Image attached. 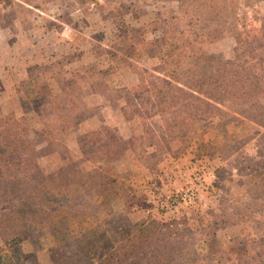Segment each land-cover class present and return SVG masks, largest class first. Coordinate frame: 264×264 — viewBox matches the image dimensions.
Returning <instances> with one entry per match:
<instances>
[{"label":"rangeland","instance_id":"1","mask_svg":"<svg viewBox=\"0 0 264 264\" xmlns=\"http://www.w3.org/2000/svg\"><path fill=\"white\" fill-rule=\"evenodd\" d=\"M220 1L201 12L179 0L3 1L0 115L25 117L50 180L100 181L137 240L153 222L171 239L201 253L207 243L224 251L225 264H242L264 239V126L255 120L264 94L255 110L231 104L213 73L240 53L262 71L264 90V0ZM142 70L210 95L231 116L168 138L167 115L134 98ZM28 91L60 108L75 103V125L44 135ZM114 139L123 149L106 163ZM14 205L0 200V212ZM35 236L36 244L0 239V264H54L74 250L73 233L55 224Z\"/></svg>","mask_w":264,"mask_h":264},{"label":"trees","instance_id":"2","mask_svg":"<svg viewBox=\"0 0 264 264\" xmlns=\"http://www.w3.org/2000/svg\"><path fill=\"white\" fill-rule=\"evenodd\" d=\"M221 2L179 0L181 8L191 3L199 12L204 8L213 10ZM238 56L240 53L233 60L216 64L214 81L231 104L255 110L264 94L259 78L262 71L257 65L239 61ZM133 90L140 108H154L167 115L165 133L170 139L188 136L193 124L200 128L218 116H231L214 105L210 95L195 96L176 82L145 70L139 72V84ZM27 96L29 109L41 118L47 137L65 133L75 125V103L73 107L60 108L45 93L28 91ZM255 120L264 126V108L256 111ZM114 141L116 147L105 154L106 163L121 155L123 148ZM39 155L25 117L0 115V200L12 197L15 201L13 207L0 212V239L36 244V232L55 224L73 233L74 250L54 264L226 263L224 251L210 250L203 242L201 248L207 251L201 253L193 243L167 237L153 222L143 229L142 240H137L129 221L114 212L108 191L100 181L78 188L70 181L50 180L39 166ZM252 252L242 264H264V239L253 241Z\"/></svg>","mask_w":264,"mask_h":264}]
</instances>
